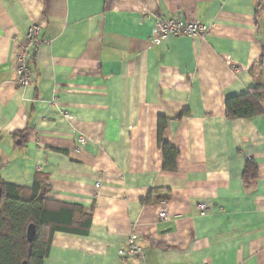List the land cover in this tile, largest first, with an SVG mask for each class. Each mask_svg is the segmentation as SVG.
Instances as JSON below:
<instances>
[{"label": "crops", "instance_id": "1", "mask_svg": "<svg viewBox=\"0 0 264 264\" xmlns=\"http://www.w3.org/2000/svg\"><path fill=\"white\" fill-rule=\"evenodd\" d=\"M170 18L209 32L154 45V20ZM254 87L264 0H0V183L28 193L42 176L51 205L91 215L86 236H52L43 264H264V101L248 119L225 107ZM131 235L141 256L121 259Z\"/></svg>", "mask_w": 264, "mask_h": 264}, {"label": "trees", "instance_id": "2", "mask_svg": "<svg viewBox=\"0 0 264 264\" xmlns=\"http://www.w3.org/2000/svg\"><path fill=\"white\" fill-rule=\"evenodd\" d=\"M264 87H254L225 102L230 119H248L262 112ZM165 119L158 122V147L163 153V169L174 171L178 151L162 140ZM0 264H43L55 233L86 236L91 215L78 205H51L45 200L46 180L37 175L30 192L0 183ZM149 201V199H148ZM35 226L32 242L26 240L28 225Z\"/></svg>", "mask_w": 264, "mask_h": 264}, {"label": "built area", "instance_id": "3", "mask_svg": "<svg viewBox=\"0 0 264 264\" xmlns=\"http://www.w3.org/2000/svg\"><path fill=\"white\" fill-rule=\"evenodd\" d=\"M209 29L207 26L200 22H184L180 19H155L151 29V42L154 45H159L163 40L171 37L188 36L203 37L207 35ZM39 31L36 27L29 29L24 37L23 43L15 55L16 62V84L19 88H25L30 84L31 79V58L29 55V49L34 47L39 42ZM50 104H54L51 100ZM65 119H70L66 113L63 114ZM83 139L80 138V143H83ZM205 210V204L198 205V211L200 214ZM159 220L167 222L168 217L165 209H161L158 212ZM121 259L140 257V248L136 243L134 235H131L126 241L123 248L117 252ZM142 259V258H141ZM207 264V263H206Z\"/></svg>", "mask_w": 264, "mask_h": 264}, {"label": "water", "instance_id": "4", "mask_svg": "<svg viewBox=\"0 0 264 264\" xmlns=\"http://www.w3.org/2000/svg\"><path fill=\"white\" fill-rule=\"evenodd\" d=\"M0 196H1V189H0ZM35 226L33 224L28 225L27 229H26V240L27 242H32L34 237H35ZM22 264H25V262H23Z\"/></svg>", "mask_w": 264, "mask_h": 264}]
</instances>
